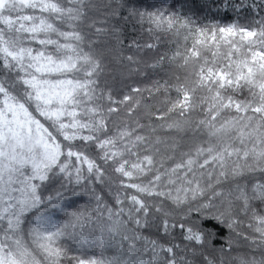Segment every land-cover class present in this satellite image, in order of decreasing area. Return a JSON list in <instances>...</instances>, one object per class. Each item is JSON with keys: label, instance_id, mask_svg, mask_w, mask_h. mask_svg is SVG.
<instances>
[{"label": "snow or ice", "instance_id": "snow-or-ice-1", "mask_svg": "<svg viewBox=\"0 0 264 264\" xmlns=\"http://www.w3.org/2000/svg\"><path fill=\"white\" fill-rule=\"evenodd\" d=\"M128 22L151 37L129 49L182 72L117 96L98 45L123 46ZM117 59L139 72L138 55ZM145 92L163 108L138 115ZM233 233L248 253L231 255ZM0 264H264V16L202 23L170 0H0Z\"/></svg>", "mask_w": 264, "mask_h": 264}, {"label": "trees", "instance_id": "trees-1", "mask_svg": "<svg viewBox=\"0 0 264 264\" xmlns=\"http://www.w3.org/2000/svg\"><path fill=\"white\" fill-rule=\"evenodd\" d=\"M139 3H152L153 0H138ZM158 3V0H156ZM233 0H228V3L231 4ZM235 3L239 4L240 0H234ZM249 4L252 3V0H247ZM170 3L179 8L181 5H184V11L187 12L189 8L192 9L193 12L196 13L199 21L202 23H208L210 21L216 20L220 23L227 24L233 21L239 20L240 23L250 22L253 18H259V16H264V6L253 10L251 7L241 8L238 12L233 10L231 7H228L227 11L221 9L220 11L216 10L217 5L222 4V0H170ZM257 12L259 15H257ZM123 28L122 39L125 44L120 46L116 43V41L112 38H104L102 42L98 45L100 49L103 50L105 55V64L106 69L105 73L102 76V83L106 82L108 85L113 86L114 95L119 96L121 93H125L129 91V87L131 86H139L141 88L150 86L154 80L166 78L165 73L172 72H182L180 69H176L174 66L169 67L167 64L165 65L164 71L154 70L148 65L156 58L155 52L151 50H146L143 53H135L134 49H129L127 47V43L132 39H136L141 43L149 42L151 37L144 32L140 25L134 24V22H128L127 24L120 25ZM163 43L159 48L160 52H169L171 54V50L175 48V44L172 43L173 37L171 36H162ZM123 54H136L138 55L141 63L138 65L139 72L133 71L129 73L127 61L118 60L117 57L120 52ZM137 67V66H133ZM172 96H175V93H172ZM164 100L163 94H157L153 97H149L148 93H144V99L142 100L141 108L137 109V114L142 115L146 109L143 107L144 104L152 106V110L155 111L156 108H163L162 101ZM113 119L117 120L119 123L123 119H125L124 109L121 108L119 114H114ZM143 122V120H142ZM206 227H212V225H206ZM243 232L248 233V235H255L251 232L250 229L244 227L241 229ZM154 233L155 230L153 229ZM224 235L228 236V230L224 229ZM158 239H161V242H166V239H172V237L165 238L163 234H161ZM233 249L231 255L235 256L237 254H246L250 251L248 242L245 241L242 237L236 236L235 233L232 234ZM175 239L179 240V232L176 233ZM216 247H219L216 242H213ZM82 254L84 256H99L100 252L95 246L84 245L82 249ZM113 253L109 250L106 252V255H112ZM255 255H260L259 252L253 253Z\"/></svg>", "mask_w": 264, "mask_h": 264}]
</instances>
